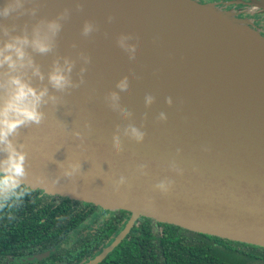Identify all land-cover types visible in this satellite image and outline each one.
Wrapping results in <instances>:
<instances>
[{
    "label": "water",
    "instance_id": "obj_1",
    "mask_svg": "<svg viewBox=\"0 0 264 264\" xmlns=\"http://www.w3.org/2000/svg\"><path fill=\"white\" fill-rule=\"evenodd\" d=\"M38 2L37 18H53L63 8L75 7V0ZM83 2V12L73 11L64 23L56 52L75 59L82 50L91 56L86 83L63 94L56 109L45 106V121L21 128L14 139L28 153L29 183L38 174L49 180L57 176L61 169L55 161L65 166L67 161L81 162L74 179L61 177L34 189L131 213L112 245L88 264L100 261L138 216L264 248V37L230 11L194 0ZM109 14L115 17L110 24ZM85 19L96 21L100 32L81 37ZM25 21L34 22L24 16L16 23L23 26ZM122 32L138 37L135 63L116 45ZM74 41L76 49L71 47ZM34 58L47 74L53 54ZM79 67L80 62L74 79ZM133 72L141 78L133 79ZM126 74L131 92L121 93V104L134 112L131 122L137 127L148 113L142 129L147 136L141 144L124 138V151L117 154L115 125L123 128L130 121L121 120L104 96ZM33 83L41 82L34 78ZM148 93L156 98L150 108L144 103ZM169 96L171 107L165 102ZM161 111L167 113L166 122L155 119ZM85 121L91 131L84 128ZM77 129L86 137L83 147L71 135ZM203 146L210 151H202ZM177 148L182 149L179 155ZM173 160L183 175L169 170ZM140 163L148 164L145 176L136 172ZM122 175L127 183L115 193ZM164 179L175 181L166 195L155 188Z\"/></svg>",
    "mask_w": 264,
    "mask_h": 264
},
{
    "label": "clouds",
    "instance_id": "obj_2",
    "mask_svg": "<svg viewBox=\"0 0 264 264\" xmlns=\"http://www.w3.org/2000/svg\"><path fill=\"white\" fill-rule=\"evenodd\" d=\"M31 4V7H26ZM38 0H5L0 5V21L11 19L10 24L0 22V212L11 210L22 204L26 196L31 195L32 190L37 185L47 183H58L61 177L74 179L77 172L81 171V162L55 161L61 169L55 177L49 178L46 175L38 174L31 183L26 179L28 176V153L25 151L23 143L17 144L15 137L20 134L23 127L41 125L46 118L44 107L51 105L57 108L61 104L63 94H69L72 90L78 89L85 84V73L87 66L91 63V56L85 51H78L74 59L69 55H60L56 52L57 38L73 13L83 12V0H75V7H65L59 11L55 17L47 18L41 16L37 18L40 10ZM28 16L34 22L29 25L28 21L20 26L16 23L21 17ZM115 17L112 14L107 16V23H112ZM19 28V31L17 29ZM100 25L91 19H85L80 30L81 37L89 38L94 33L100 32ZM108 35L107 32L104 33ZM158 38H154L155 40ZM135 40L136 43L130 41ZM116 45L127 53L132 63L136 62L138 54V37L134 33H120L116 37ZM73 49L78 47L74 41L71 44ZM34 54L47 56L53 54L50 70L45 74L41 66L36 62ZM80 62V67L76 73L77 78H73V70ZM133 79H140L135 72L131 73ZM40 81L39 85L33 83V79ZM47 79V83H44ZM54 89L50 92L49 89ZM131 92L129 75H123L116 81L115 89L105 93L104 100L107 106L118 113L121 120L130 121L121 128L120 124L115 125L112 133L113 149L117 154L124 151V138L137 144L144 142L147 132L142 130L144 122L148 118L145 112L141 118L139 127L134 120V112L121 104V93L128 95ZM57 93L61 95H57ZM155 96L148 93L145 95L144 103L146 108H150L155 102ZM166 104L171 107L172 97H166ZM157 122H166L167 113L161 111L155 117ZM64 126L67 125L63 122ZM84 128L91 131V124L84 122ZM80 141L83 147L86 139L80 130H73L71 133ZM182 149L177 148V155ZM202 151H210L207 146L202 147ZM171 172L177 176L184 174L175 160L168 165ZM148 164L140 163L137 165L136 172L140 176L147 175ZM193 171H198L193 169ZM127 183L125 176H120L113 187V191L118 193L121 186ZM173 179H164L155 185V188L166 195L174 185Z\"/></svg>",
    "mask_w": 264,
    "mask_h": 264
},
{
    "label": "flooded vegetation",
    "instance_id": "obj_3",
    "mask_svg": "<svg viewBox=\"0 0 264 264\" xmlns=\"http://www.w3.org/2000/svg\"><path fill=\"white\" fill-rule=\"evenodd\" d=\"M194 1L230 11L249 21L259 33L264 31V0ZM258 15L261 20L250 18L258 19ZM17 217L19 223H9ZM130 218L131 213L126 210L104 209L90 202L33 189L22 204L0 212V247L9 249L5 262L8 264H88L112 245ZM143 219H147L151 230L163 228L153 218L138 216L120 241L95 264L106 260L127 241L135 225ZM22 220L25 222L21 223ZM161 260L158 257L155 264Z\"/></svg>",
    "mask_w": 264,
    "mask_h": 264
},
{
    "label": "trees",
    "instance_id": "obj_4",
    "mask_svg": "<svg viewBox=\"0 0 264 264\" xmlns=\"http://www.w3.org/2000/svg\"><path fill=\"white\" fill-rule=\"evenodd\" d=\"M19 220L17 217L9 223ZM159 224L162 229L151 230L147 219H143L135 225L129 239L99 264H155L158 257H162L160 264H264L263 247ZM8 253V248L0 247V264H8Z\"/></svg>",
    "mask_w": 264,
    "mask_h": 264
},
{
    "label": "rangeland",
    "instance_id": "obj_5",
    "mask_svg": "<svg viewBox=\"0 0 264 264\" xmlns=\"http://www.w3.org/2000/svg\"><path fill=\"white\" fill-rule=\"evenodd\" d=\"M250 18H252V20L253 21H257V20H261V17H259V15L258 16H256V18H258V19H255V16H253V17H250ZM246 22H249V21H247V20H245ZM250 23V22H249ZM256 30V29H255ZM257 31V30H256ZM258 32V31H257ZM259 33V32H258ZM260 35H262L263 37H264V31H262V32H260L259 33Z\"/></svg>",
    "mask_w": 264,
    "mask_h": 264
},
{
    "label": "bare ground",
    "instance_id": "obj_6",
    "mask_svg": "<svg viewBox=\"0 0 264 264\" xmlns=\"http://www.w3.org/2000/svg\"><path fill=\"white\" fill-rule=\"evenodd\" d=\"M252 7V6H251ZM250 8V7H249Z\"/></svg>",
    "mask_w": 264,
    "mask_h": 264
}]
</instances>
